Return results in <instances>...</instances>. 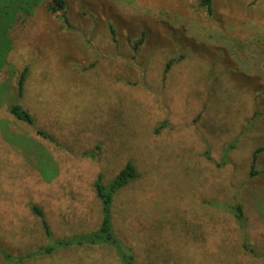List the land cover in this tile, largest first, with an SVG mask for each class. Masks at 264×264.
<instances>
[{
    "label": "rangeland",
    "instance_id": "1",
    "mask_svg": "<svg viewBox=\"0 0 264 264\" xmlns=\"http://www.w3.org/2000/svg\"><path fill=\"white\" fill-rule=\"evenodd\" d=\"M50 1L13 24L0 69V264H122L108 244L46 252L31 205L54 238L90 232L95 179L128 161L111 211L134 264H264V0H212V16L200 0H65V20Z\"/></svg>",
    "mask_w": 264,
    "mask_h": 264
},
{
    "label": "trees",
    "instance_id": "2",
    "mask_svg": "<svg viewBox=\"0 0 264 264\" xmlns=\"http://www.w3.org/2000/svg\"><path fill=\"white\" fill-rule=\"evenodd\" d=\"M43 0H0V69L6 64L7 52L11 49V39L9 37V31L18 20L31 15L34 9ZM199 6L203 7L208 16L213 15L212 0H200ZM65 7V0H51L46 9L51 14L62 12L60 15L65 20L63 9ZM140 44V40L135 42L134 48ZM173 60H169L164 68V74L168 71L170 63ZM29 68L24 66L20 72L17 80V96L20 98L24 94V84L27 79ZM1 90V87H0ZM8 112L17 120L25 122L27 124L33 123V117L31 113L24 108L20 103H13L8 107ZM36 133L54 143L57 147L63 145L52 135L44 132L43 130H36ZM264 151V146L257 147L252 155V160L256 159V155L259 152ZM89 156H95V152H85ZM207 159L210 157L207 155ZM137 171L132 161H128L123 168L107 183L102 182L101 176L98 175L95 179L93 186L96 193V197L101 204V218L98 227L90 232L73 234L64 238H54L52 236L50 227L45 219L42 209L37 205H31V211L33 214L40 218L45 235L51 240L47 246L44 247L45 251L50 253L56 248H67L74 246H92L98 244L111 245L118 255L122 264H134L133 254L127 252L124 244L116 237L113 230L112 223V203L113 197L125 186H127L132 179L137 176ZM234 216L236 223L241 229L246 226V218L243 214L240 205H234L226 207ZM247 248V247H246Z\"/></svg>",
    "mask_w": 264,
    "mask_h": 264
}]
</instances>
